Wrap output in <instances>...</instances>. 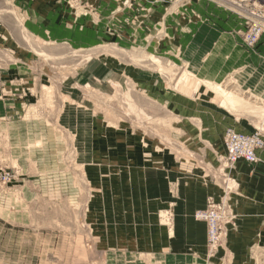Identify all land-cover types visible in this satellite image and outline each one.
<instances>
[{
	"label": "rangeland",
	"instance_id": "1",
	"mask_svg": "<svg viewBox=\"0 0 264 264\" xmlns=\"http://www.w3.org/2000/svg\"><path fill=\"white\" fill-rule=\"evenodd\" d=\"M51 1L0 0V264H264V181L225 148L228 128L264 148L252 10L64 0L58 30Z\"/></svg>",
	"mask_w": 264,
	"mask_h": 264
},
{
	"label": "built area",
	"instance_id": "2",
	"mask_svg": "<svg viewBox=\"0 0 264 264\" xmlns=\"http://www.w3.org/2000/svg\"><path fill=\"white\" fill-rule=\"evenodd\" d=\"M239 5H244L252 10L250 14L255 17L253 19L251 29L246 36V42L249 45L255 43L259 38L260 33H264V11L261 13L257 6H248L252 0H235ZM263 146V139L260 134H244L236 132L228 128L225 132V148L228 160L235 164L239 160L245 161L248 164H256L258 162V155L256 150ZM198 217H204L211 220V230L209 242L215 245L218 240V226L217 221L221 217L217 210L211 209L209 212L198 213Z\"/></svg>",
	"mask_w": 264,
	"mask_h": 264
},
{
	"label": "crops",
	"instance_id": "3",
	"mask_svg": "<svg viewBox=\"0 0 264 264\" xmlns=\"http://www.w3.org/2000/svg\"><path fill=\"white\" fill-rule=\"evenodd\" d=\"M73 8H74V6H72V4H69L68 2H65L64 0H62V1L55 0L54 2L52 0L50 4H47V12L44 14L43 17L48 18V20H50V22H57L56 25L55 24H52V25L54 27H56L58 30H60V28L62 30H65L64 28H66V26H68V24L70 22L76 21L75 20V16H77V13L80 11V7H77V8L75 7L77 9L76 12L74 11ZM65 22H69V23L66 25ZM60 23H61V25H60ZM73 26L74 27H78L79 26V23H78V25H75L74 24ZM88 32L91 33V32H93V30H91V28H90V30ZM94 33H95V31H94ZM68 35H71V34L68 33ZM262 44L263 45H261L260 48H259L260 50L264 48V42ZM259 55H261V57L264 58V51L263 50L260 51L259 52ZM257 70L259 71L260 75H262V76L264 75V67H258ZM257 70L255 69L256 72H257ZM250 72H252L251 69H250ZM208 84L211 85V86H213L214 89L217 90L218 93L219 92H223V93L225 92L219 85H213L211 83H208ZM225 97H226L225 98L226 101H229L230 100V99H228V97L226 95H225ZM235 99H237L236 96H235ZM231 103L234 105V102L233 101ZM178 106L179 107H183V105L182 104L180 105V103H179ZM184 107H185V112L188 111V105L187 104H184ZM211 139L214 140L213 138H211ZM258 157H259V162L256 165H254V166L249 167L250 165H248L246 162H244V163L247 164L248 167H247V169H245L246 167L244 165V167L242 166L243 167V170L242 171L235 172L236 173L235 176L237 177V179H241L242 176H247L248 173H250L254 177V179H256V182L259 179H262L264 181V148L262 150L258 151ZM240 162H243V161H240ZM240 164H242V163H240ZM199 177H200V182H201L200 185H199L201 196H203L205 194L207 196V194L209 195L208 189L210 188V186L207 183L205 184V182H203L202 175L199 176ZM242 179H243V177H242ZM204 181H206L205 178H204ZM243 181L244 180H242V181L240 180L241 184H243ZM190 187H191L190 188L191 190H189V187H187L185 184L183 185L184 190L181 191V192H183V195L185 197L187 195H189V196L191 195V193H192V187H194V185L193 186L190 185ZM197 188H198V185H197L196 189ZM214 196L217 197V194L214 195Z\"/></svg>",
	"mask_w": 264,
	"mask_h": 264
},
{
	"label": "bare ground",
	"instance_id": "4",
	"mask_svg": "<svg viewBox=\"0 0 264 264\" xmlns=\"http://www.w3.org/2000/svg\"><path fill=\"white\" fill-rule=\"evenodd\" d=\"M226 96L228 97V99H230V100H229L230 102H232V101L234 102V101H235V96L230 95V94H227V93H226ZM236 132H237V131H236ZM239 133H241V132H239Z\"/></svg>",
	"mask_w": 264,
	"mask_h": 264
}]
</instances>
